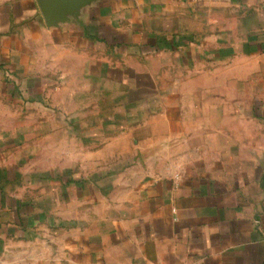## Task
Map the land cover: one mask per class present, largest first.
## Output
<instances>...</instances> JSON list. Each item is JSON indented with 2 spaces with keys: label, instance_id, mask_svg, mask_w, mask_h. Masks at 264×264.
Returning <instances> with one entry per match:
<instances>
[{
  "label": "crops",
  "instance_id": "crops-1",
  "mask_svg": "<svg viewBox=\"0 0 264 264\" xmlns=\"http://www.w3.org/2000/svg\"><path fill=\"white\" fill-rule=\"evenodd\" d=\"M0 264H264V0H0Z\"/></svg>",
  "mask_w": 264,
  "mask_h": 264
},
{
  "label": "water",
  "instance_id": "water-1",
  "mask_svg": "<svg viewBox=\"0 0 264 264\" xmlns=\"http://www.w3.org/2000/svg\"><path fill=\"white\" fill-rule=\"evenodd\" d=\"M50 3H51V2H50ZM50 3L47 4V7H48L49 5H51Z\"/></svg>",
  "mask_w": 264,
  "mask_h": 264
}]
</instances>
